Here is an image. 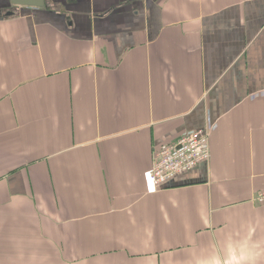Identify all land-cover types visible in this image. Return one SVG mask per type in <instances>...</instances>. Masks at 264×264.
Here are the masks:
<instances>
[{"label":"crops","instance_id":"1","mask_svg":"<svg viewBox=\"0 0 264 264\" xmlns=\"http://www.w3.org/2000/svg\"><path fill=\"white\" fill-rule=\"evenodd\" d=\"M42 1L0 0V264H264V0Z\"/></svg>","mask_w":264,"mask_h":264},{"label":"built area","instance_id":"2","mask_svg":"<svg viewBox=\"0 0 264 264\" xmlns=\"http://www.w3.org/2000/svg\"><path fill=\"white\" fill-rule=\"evenodd\" d=\"M212 128H205L179 138L172 145H164L153 155L151 168L144 173L147 193L156 194L160 188L211 159ZM252 202L264 205V190Z\"/></svg>","mask_w":264,"mask_h":264},{"label":"water","instance_id":"3","mask_svg":"<svg viewBox=\"0 0 264 264\" xmlns=\"http://www.w3.org/2000/svg\"><path fill=\"white\" fill-rule=\"evenodd\" d=\"M14 4L20 5V6H43L42 0H13Z\"/></svg>","mask_w":264,"mask_h":264}]
</instances>
